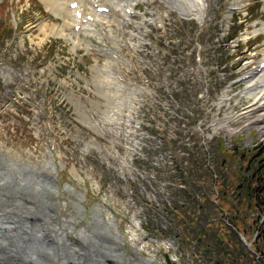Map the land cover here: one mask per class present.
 <instances>
[{
    "label": "rangeland",
    "instance_id": "1",
    "mask_svg": "<svg viewBox=\"0 0 264 264\" xmlns=\"http://www.w3.org/2000/svg\"><path fill=\"white\" fill-rule=\"evenodd\" d=\"M240 1L198 0L193 15L140 3L141 16L133 19L143 23L140 47L129 46L135 43L129 40L130 28L112 26L108 36V28L97 25L105 36H96L92 45L100 52L88 53L77 48L79 43L73 52L64 37L48 33L61 20L44 6L38 12L27 0H0V21L6 17V29L13 32L0 40V164L12 170L6 203L22 216L24 205L33 207L31 222L48 214L43 227L55 231L56 239L58 228L79 234L82 240L73 244L89 256L93 251L96 259L116 257L108 264H167L165 255L176 259L171 264H223L225 240L232 243L225 248L228 260L258 264L228 224L234 214L242 218V210L229 216L211 211L189 223L191 204L187 198L183 204L180 193L186 170L200 161V153L205 165L218 172L220 160L229 157L217 152L220 141L230 149H252L262 140L259 128L239 117L228 128H216L251 103L244 96L249 81L235 82L264 57V39L251 42V53L237 47L264 34L263 20L253 21L264 18V0H248L244 10L233 12ZM145 12L154 15L143 17ZM239 25L242 33L226 46L227 32L231 35ZM82 34L76 39L82 40ZM229 50L236 58L226 65ZM257 116L248 123L264 117ZM193 172L199 173L195 167ZM217 177L219 184L235 182L230 170ZM190 181L189 196L195 190ZM197 188L196 193L211 194L205 185ZM21 192L36 197L35 204L27 205ZM209 200L202 204L210 209ZM173 207L188 210L180 228ZM242 224L250 239L251 230ZM132 226L146 238L138 254L132 252L137 242L129 241ZM115 229L125 245L118 243ZM20 252L29 261L37 255ZM84 259V264L92 262L87 255Z\"/></svg>",
    "mask_w": 264,
    "mask_h": 264
},
{
    "label": "bare ground",
    "instance_id": "2",
    "mask_svg": "<svg viewBox=\"0 0 264 264\" xmlns=\"http://www.w3.org/2000/svg\"><path fill=\"white\" fill-rule=\"evenodd\" d=\"M39 1L43 4L45 9H47L51 12V14L54 18L61 20L59 25H52L50 28V32H48V33L52 34L54 36H59L61 38L64 37L63 39H65L67 42H69L71 44V51H73V52H76L79 49H84L86 52H89V51H91L93 53L100 52L96 49H93L94 47L91 48V44H90L91 43L90 40L94 39L96 36H102V37L105 36L103 33L98 32V30L95 29V26H97V25L103 26L104 25L106 28H108V30H107L109 33L108 36H110L112 26L121 27V25L124 23V21L131 20L132 15H130V16L125 15V13H124L125 8H129V9L133 10L136 14L137 5L140 3H142L148 7L154 6V5H159V7H161V8L166 7L168 9L169 13H172L171 11L174 12L175 9L179 10L181 14L193 15V14L197 13V9H196V5L194 4V0H162V1H159V0H125L123 3V6L121 5L122 3H116V2L110 3L109 2V7L111 9L110 15H108V16H105L103 14L93 15L94 22H90V23L82 25L83 31H84V38L82 40L78 38L79 40H77L76 38L78 37V35L73 32V26L76 24H79L80 21H77L74 18L73 11L68 8V5L72 0H39ZM77 1L79 4L78 9H82L83 11H85V15L91 14L92 12H95V9L93 8V3H95V0H77ZM99 1L102 2L103 0H99ZM247 1L248 0H241L239 3H234L233 6L236 7V9H238V10H244L246 5L248 4ZM103 2H107V1L104 0ZM148 3H152V4L147 5ZM164 5H166V6L164 7ZM99 6H101V5H99ZM145 14H148L149 16L154 15V13L145 12L142 16L145 17ZM134 16H136V15H134ZM113 17H114V19H113ZM33 28H35V27H32V26L30 27V29H33ZM39 28H40L39 29L40 32L45 36L46 35L45 25L41 24V26ZM130 28H131V33H130L131 37L129 40H130V42L134 41L135 43L132 45L130 44L129 46H132L133 50H136V48L141 46V41L145 37V34L142 32L143 23L132 22V24L130 25ZM67 29L71 30V32H70V34L66 33L67 35H64V32ZM260 29H261V31L264 32V21L262 22ZM245 37L248 38L247 36H245ZM74 38H75V40H74ZM84 42H85V44H83ZM112 42H113V44H115L116 41L113 39ZM119 42H120V40H119ZM77 43H79L78 45H80L77 47L79 49H76V47H75V45ZM72 45H73V47H72ZM93 69L96 71L97 70L100 71V69L96 66ZM251 79H252V82H251L252 84H250L248 86V88L246 89V91L244 93L245 97L250 98L251 103L246 107V109H244L241 112V114H243L247 117L248 115H250L251 112H254L255 115L256 116L258 115L257 117L259 118L260 116H264V70L258 71L255 68L254 72L251 73ZM255 80H259L258 84L256 83ZM256 108H258V109H256ZM248 118L253 120L254 117H248ZM232 119H233L232 117H228V118L220 121L218 123V125L216 126V128L217 129H220L223 127L228 128L230 120H232ZM262 120H263V118H262ZM262 120H260L258 123H260L263 126L264 121L262 122ZM11 174H12L11 167H9L8 165H6L5 163L2 162L0 164V264H55V261H57L59 259L58 256H60V254H63L67 264L70 262H73L75 255H71L69 253H66L65 250L61 247L56 249L59 246V241H58L56 247L52 246L51 248H45L44 245L43 246L41 245V247L36 246V250L38 253L36 252L37 255H33L34 258H32V260H35L38 257H40V258L42 257V258H46L47 259L46 261L36 260L35 262H29L27 260V259H29L28 257H21L22 252H20V251H23L22 250L23 246H22V244H20V245H17V244L20 242L24 243L23 241H26L27 239H29V235H31V234H32V239L37 238L38 242H39V240L41 241V238L43 235H45V240H48V235H51L50 240L52 242L57 241V240H56L55 231H52V233L50 234L49 231L47 230V228H45V227L41 228V231L38 235L35 234L34 232L30 231V228H29L30 226L24 220H28V219L32 218V214L35 213V211L33 210V207H29V206L24 205L22 207L24 215L22 216V215H18L15 206H11V204L6 203V198H8V196H10V191H11V190L9 191L10 182L7 180V178H8V176H11ZM36 175H37V173H36ZM19 177H21V176L18 175L16 177V179H14V180L18 181ZM25 188H26V186H25ZM23 193L21 192L22 195H23ZM23 196L25 198H23L22 196H21V198L26 201L27 205L31 201L34 202L33 204H35L36 201H33L32 199H34L36 197H31V196L26 197V195H23ZM17 203L20 206H22V202L17 201ZM109 224L108 225L110 227L114 226L113 222H110ZM23 232L25 233V235L23 234ZM129 233L131 234V238L129 241L130 242H137V245L139 246V247H136V246L132 247V252H134L135 254H138L142 250V248H144L147 245L146 244V238L144 235L139 233V229H137L135 226L130 227ZM114 235H116V239H117L119 244L125 245V241L122 238H120L119 236H117L116 229H115ZM133 237L136 238L135 239L136 241L132 240ZM59 238H58V240H59ZM142 243H143V246H141ZM53 247H55V248H53ZM32 249H33V247L30 248V250H32ZM137 249H139V250H137ZM33 253L35 254V252H33ZM85 257H86L85 253H81V256L77 259V261L75 263L79 264V263L83 262L82 264H84L85 262L83 261V259ZM17 261H19V262L17 263ZM173 261H175V260H173ZM91 263H89V264H91Z\"/></svg>",
    "mask_w": 264,
    "mask_h": 264
},
{
    "label": "trees",
    "instance_id": "3",
    "mask_svg": "<svg viewBox=\"0 0 264 264\" xmlns=\"http://www.w3.org/2000/svg\"><path fill=\"white\" fill-rule=\"evenodd\" d=\"M0 28H2L1 23ZM220 146L221 148L219 150V153L224 155L228 150L226 151V147L223 145V143H221ZM237 158L246 161V165L233 173V175L235 176V182L231 184L218 183L216 185L222 194L220 196L219 204L221 207H223V205L227 207L226 210L228 214L233 211L238 214L241 212L240 210H242L245 215L242 218H239L234 214L232 216L231 226L237 232L243 234L247 233V230L242 224L243 222L248 224L249 229H251L252 231L257 230V239L253 242L252 249L259 257L258 263L264 264V221L260 222V219L257 216L258 214L264 213V146L260 144L252 151L248 149L242 150L240 148H235L230 152V156L228 157V159L223 158L222 160H220V162L218 163V172L223 170L228 162L234 161ZM205 162L206 157L203 155V153H200V161H198V163H193L194 166H192L191 164L189 165V169L187 168L185 176L187 177V179L185 180L184 178L183 182L181 183V201L184 204L187 198V202H190L191 204L190 213L193 218L189 220V223L194 222V218L197 215L206 213L207 216V214H210L211 211H218V207L212 204V200H209L211 199V194H201L200 192H195L196 190H200L197 187L203 185H205L210 191L213 189L212 175L215 172V169L212 165L211 167L213 168V171L209 167H206ZM194 167L198 169L199 173L193 172ZM192 175L194 177H192ZM191 178L193 179L192 188H194L195 190L192 193L193 195L189 196V193L192 192L189 189ZM231 191H234L235 199L231 198ZM189 197L192 198V200L188 201ZM207 200L210 201L208 202V207H211L210 209L207 208V204L206 206L202 204V202L207 203ZM224 203H228V206ZM237 205L240 208H236ZM170 210L173 213L174 218L177 220L178 228L183 226V222H185L183 220L186 219V213L188 212V210L177 207H173ZM253 213H256V215L251 216V214ZM225 243V248L230 249L232 247V243L229 240H225ZM225 248L224 260H222L221 262L223 264H235V261L228 260L230 258V252H227ZM248 256H250L251 262L256 261L255 256L250 252H248Z\"/></svg>",
    "mask_w": 264,
    "mask_h": 264
},
{
    "label": "water",
    "instance_id": "4",
    "mask_svg": "<svg viewBox=\"0 0 264 264\" xmlns=\"http://www.w3.org/2000/svg\"><path fill=\"white\" fill-rule=\"evenodd\" d=\"M206 252H208V250H206Z\"/></svg>",
    "mask_w": 264,
    "mask_h": 264
}]
</instances>
